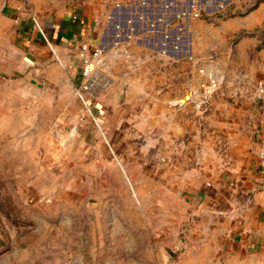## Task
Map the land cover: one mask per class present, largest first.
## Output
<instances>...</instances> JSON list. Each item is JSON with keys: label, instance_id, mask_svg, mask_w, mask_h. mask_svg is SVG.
<instances>
[{"label": "crops", "instance_id": "1", "mask_svg": "<svg viewBox=\"0 0 264 264\" xmlns=\"http://www.w3.org/2000/svg\"><path fill=\"white\" fill-rule=\"evenodd\" d=\"M210 1L0 0V60H29L55 87L81 77L107 143L121 145L107 170L136 187L146 179L151 200L169 206L163 218L177 217L182 237L141 229L161 258L110 264H264V0ZM220 9L232 17L204 18ZM192 10L204 14L186 15ZM84 41L101 48L92 76L78 53ZM66 199L58 238L0 242V264H105L95 252L107 245L139 248L136 225H99L106 213L89 210L80 226L73 194Z\"/></svg>", "mask_w": 264, "mask_h": 264}, {"label": "rangeland", "instance_id": "2", "mask_svg": "<svg viewBox=\"0 0 264 264\" xmlns=\"http://www.w3.org/2000/svg\"><path fill=\"white\" fill-rule=\"evenodd\" d=\"M185 13L195 15L193 10ZM207 13L210 17L204 18L208 21L227 19L233 14L228 9ZM21 59L0 60V242H22V236L25 243L39 237L43 243L58 238L57 228L66 222V198L73 194L80 226L84 223L81 214L94 210L106 213L99 225L118 222L139 229L136 250L122 246L119 251L107 245L104 252H95L105 264L135 257L144 263L161 258L162 251L146 248L152 235L141 229L168 227L170 236L182 237L183 233L177 235L173 230L177 228V217L163 218V207L167 210L169 206L151 200L153 190L146 186V179L139 180L141 186L136 187L124 174L121 178L120 172L107 170L116 162L114 151L119 154L121 145L113 146L112 140L111 146L107 143L87 108L84 99L90 105L96 99L95 93L82 90L79 76L75 84L52 86L37 74L39 65L29 60L23 65L18 63ZM11 63L16 67L9 68ZM90 109L95 113L93 106ZM144 174L138 172L139 176ZM170 207V214L172 210L176 212V203ZM110 211H120L121 218H110ZM134 213L137 219L132 217ZM14 230H18L17 234ZM154 238L162 240L161 235L154 234ZM83 251L79 246L74 259L75 253L81 258ZM169 253L177 258V252Z\"/></svg>", "mask_w": 264, "mask_h": 264}, {"label": "built area", "instance_id": "3", "mask_svg": "<svg viewBox=\"0 0 264 264\" xmlns=\"http://www.w3.org/2000/svg\"><path fill=\"white\" fill-rule=\"evenodd\" d=\"M196 16L199 15L198 12H195L194 13ZM79 51V56L82 60V63H83V73L84 75L88 76H92L95 71H96V68H97V64H98V60L101 55V48L99 47H95V48H92L91 45L87 42V41H84V42H81L79 43V47H78ZM90 86L89 83H85L84 84V88H88ZM208 96H202L200 98V100H196L195 101V104L199 107V108H202V103L205 104V103H208ZM259 157H260V164H261V167L264 169V148H262L259 152ZM238 208L236 207V209H232V214H235V211H237Z\"/></svg>", "mask_w": 264, "mask_h": 264}]
</instances>
